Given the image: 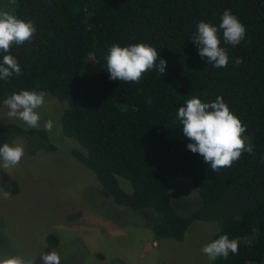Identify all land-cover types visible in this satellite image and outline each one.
Instances as JSON below:
<instances>
[{
	"label": "trees",
	"instance_id": "obj_1",
	"mask_svg": "<svg viewBox=\"0 0 264 264\" xmlns=\"http://www.w3.org/2000/svg\"><path fill=\"white\" fill-rule=\"evenodd\" d=\"M225 10L246 35L232 46L218 32L229 57L218 69L198 55L192 37L201 21L219 27ZM0 11L36 28L30 42L8 53L22 74L0 80V106L24 90L44 91L63 103L60 133L77 144L71 158L114 206L150 212L154 240L181 241L192 223H212L213 240L226 234L239 250L211 264H264V0H0ZM137 43L156 49L167 62L165 74L151 69L138 84L111 80L110 47ZM218 96L246 126L243 135L254 154L244 152L231 167L213 172L187 149L191 141L176 117L188 99L211 103ZM11 135L37 136L54 148L44 130L12 122L1 126L0 146ZM165 178L188 179L199 205L178 209ZM45 242L54 248L57 238L49 234Z\"/></svg>",
	"mask_w": 264,
	"mask_h": 264
},
{
	"label": "rangeland",
	"instance_id": "obj_2",
	"mask_svg": "<svg viewBox=\"0 0 264 264\" xmlns=\"http://www.w3.org/2000/svg\"><path fill=\"white\" fill-rule=\"evenodd\" d=\"M44 99L34 129L44 130L54 148H46L37 136L11 135L6 141L22 146L24 156L15 167H0V187L11 193L8 199L0 195V258L19 255L43 264L41 256L56 251L61 264H211L200 249L213 241L214 224L192 223L181 241L154 240L147 227L153 220L150 212L114 206L91 173L76 165L70 150L77 144L60 133L65 105L48 95ZM8 111L2 103L0 128L7 122L30 128L9 118ZM48 120L53 122L51 131L44 129ZM164 181L178 209L190 212L199 205L188 179ZM118 183L129 191L122 179ZM49 234L57 238L54 248L45 242Z\"/></svg>",
	"mask_w": 264,
	"mask_h": 264
},
{
	"label": "clouds",
	"instance_id": "obj_3",
	"mask_svg": "<svg viewBox=\"0 0 264 264\" xmlns=\"http://www.w3.org/2000/svg\"><path fill=\"white\" fill-rule=\"evenodd\" d=\"M222 31L225 44L239 45L246 35L245 26L238 18L225 10L219 27L201 21L197 24V31L192 40L198 48V55L207 59V64L215 68H223L228 64L229 57L224 48L220 47L221 40L218 32ZM36 32L32 21H24L8 11H0V53H4L0 62V80H7L13 74H22L18 61L8 54L13 45L21 46L30 42ZM159 59V63L157 60ZM242 58L235 64L239 66ZM167 62L158 58L155 48L145 43L132 44L127 47L113 45L106 56L107 73L111 80L139 83L144 73L156 69L160 75L165 74ZM46 92L20 91L4 99L3 104L9 109L7 116L23 121L30 128H38L40 115L36 111L45 102ZM151 101H149L150 103ZM177 120L182 125V132L191 142L187 149L203 157L206 165L211 166L213 172L231 167L244 152L254 154L253 146L246 141L244 133L246 126L234 115L223 97H216L214 102L205 103L193 97L188 99L185 106L178 109ZM53 122L48 120L44 124L46 131H51ZM24 156L22 146L4 144L0 147V167L5 169L17 166ZM0 195L8 199L11 195L0 187ZM238 241L229 239L228 235H221L218 239L204 245L200 251L209 260L215 261L219 257L227 259L229 254H237ZM43 264H61L60 255L56 251L41 256ZM0 264H32L23 257L10 256L0 258Z\"/></svg>",
	"mask_w": 264,
	"mask_h": 264
}]
</instances>
